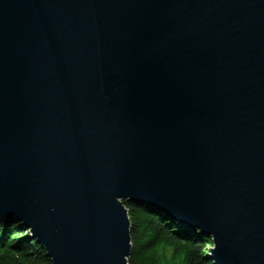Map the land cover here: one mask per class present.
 I'll return each mask as SVG.
<instances>
[{
  "label": "water",
  "instance_id": "obj_1",
  "mask_svg": "<svg viewBox=\"0 0 264 264\" xmlns=\"http://www.w3.org/2000/svg\"><path fill=\"white\" fill-rule=\"evenodd\" d=\"M125 202L264 264V0H0V219L129 264Z\"/></svg>",
  "mask_w": 264,
  "mask_h": 264
},
{
  "label": "trees",
  "instance_id": "obj_2",
  "mask_svg": "<svg viewBox=\"0 0 264 264\" xmlns=\"http://www.w3.org/2000/svg\"><path fill=\"white\" fill-rule=\"evenodd\" d=\"M129 218V264H212L209 240L164 216L125 202ZM0 264H52L15 219H0Z\"/></svg>",
  "mask_w": 264,
  "mask_h": 264
},
{
  "label": "rangeland",
  "instance_id": "obj_3",
  "mask_svg": "<svg viewBox=\"0 0 264 264\" xmlns=\"http://www.w3.org/2000/svg\"><path fill=\"white\" fill-rule=\"evenodd\" d=\"M205 239H207V240H209L211 242V240L209 238H205ZM210 248H213V245L212 244L206 246V248L204 250L205 254L209 253V249Z\"/></svg>",
  "mask_w": 264,
  "mask_h": 264
}]
</instances>
